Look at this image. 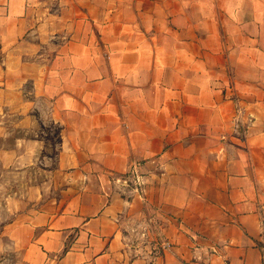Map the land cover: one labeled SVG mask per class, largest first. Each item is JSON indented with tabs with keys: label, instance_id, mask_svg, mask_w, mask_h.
Listing matches in <instances>:
<instances>
[{
	"label": "crops",
	"instance_id": "0c3cea01",
	"mask_svg": "<svg viewBox=\"0 0 264 264\" xmlns=\"http://www.w3.org/2000/svg\"><path fill=\"white\" fill-rule=\"evenodd\" d=\"M0 264H264V0H0Z\"/></svg>",
	"mask_w": 264,
	"mask_h": 264
},
{
	"label": "built area",
	"instance_id": "2783aa9c",
	"mask_svg": "<svg viewBox=\"0 0 264 264\" xmlns=\"http://www.w3.org/2000/svg\"><path fill=\"white\" fill-rule=\"evenodd\" d=\"M138 165L139 167L141 166V164ZM138 165H136L134 169L128 175H126L125 183L130 189H132V192L141 195L144 182L142 175L138 171Z\"/></svg>",
	"mask_w": 264,
	"mask_h": 264
},
{
	"label": "rangeland",
	"instance_id": "374dc122",
	"mask_svg": "<svg viewBox=\"0 0 264 264\" xmlns=\"http://www.w3.org/2000/svg\"><path fill=\"white\" fill-rule=\"evenodd\" d=\"M138 167H139V165H138ZM140 168V167H139Z\"/></svg>",
	"mask_w": 264,
	"mask_h": 264
}]
</instances>
